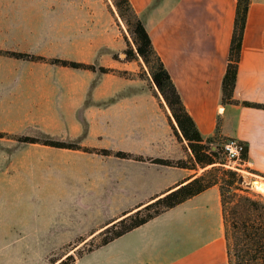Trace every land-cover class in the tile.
<instances>
[{"label":"crops","instance_id":"0c3cea01","mask_svg":"<svg viewBox=\"0 0 264 264\" xmlns=\"http://www.w3.org/2000/svg\"><path fill=\"white\" fill-rule=\"evenodd\" d=\"M55 1L58 0L53 4H57ZM59 1L65 24L100 27L104 38L112 40L117 20H122L115 5L111 9L104 0ZM131 1L201 132L206 137L214 136L220 127L221 136L247 142L249 158L243 165L248 173L264 181V108L224 104L222 100L238 0ZM134 61L140 66V60L129 62ZM76 86L66 89L82 90L83 93L75 95L76 99L91 98L94 103L51 108L54 114L39 111L56 117L50 123L62 122L66 126L68 134L64 138L94 143L99 133H106L112 137L115 148H125L136 155L187 158L184 143L177 139L171 127V110L163 96L159 98L155 94L150 80L134 77L123 82ZM234 97L264 103V0L251 1ZM159 125L164 132L175 136L183 150L181 147L180 151L176 150L179 143L174 141L177 152L158 150L157 156L147 155L150 144L154 143L151 140L156 138L157 144L161 142ZM126 159L128 197L136 192L138 197L151 198L139 199L89 233L103 229L124 211L146 204L177 183L204 171ZM197 218L201 222L193 226ZM114 244L120 251L111 255L109 264H230L219 185L207 188L103 246Z\"/></svg>","mask_w":264,"mask_h":264},{"label":"rangeland","instance_id":"374dc122","mask_svg":"<svg viewBox=\"0 0 264 264\" xmlns=\"http://www.w3.org/2000/svg\"><path fill=\"white\" fill-rule=\"evenodd\" d=\"M53 1L0 0V51L29 52L48 59L61 57L130 72L146 69L149 74L145 64L143 68L135 61L125 60V36L134 42L124 21L118 18L112 40H107L100 27L65 24L61 1H55L57 4ZM104 1L114 8L113 0ZM110 73L113 74L0 52V133L45 136L127 150L115 148L112 137L106 133H99L94 143L64 138L68 134L66 126L62 122L50 123L56 118L54 115L39 113L47 110L54 114L53 108L94 103L91 98L76 99L75 95L83 91L66 89L73 85L129 79ZM159 134L163 135L159 138L161 142L151 140L154 143L147 155L157 156L158 150L177 152L173 146L175 136L164 132L161 125ZM215 141L221 147L227 142L222 138ZM180 147L183 150L180 143L176 150L180 151ZM223 152L221 160L226 161L225 167L246 173L244 186L257 197H264V192L249 186L252 179L259 177L248 173L241 159L230 160ZM127 161L115 155L22 142L0 134V264H60L69 254L76 256V264H109L111 255L120 249L114 244L90 251L102 241L103 235L99 234L102 229L89 232L139 199L151 198L138 197L136 192L128 197ZM214 165L221 164L199 165L198 169L205 171ZM198 222L201 219L197 218L193 226H198ZM80 237L85 239L79 240Z\"/></svg>","mask_w":264,"mask_h":264},{"label":"trees","instance_id":"16d2710c","mask_svg":"<svg viewBox=\"0 0 264 264\" xmlns=\"http://www.w3.org/2000/svg\"><path fill=\"white\" fill-rule=\"evenodd\" d=\"M251 1L238 0L234 30L229 49V61L222 83V100L224 104L242 103L247 106L264 108V103L249 100L240 101L234 97ZM113 3L132 35L134 42L132 44L128 37L125 36L127 42V48L124 51L126 54L125 60H140L141 67L144 68L146 65L149 74L146 72V69L139 72H130L128 70H120L104 65L97 66L96 64L61 57L48 59L43 55L29 52L11 50H1L0 52L18 58L48 60L51 63L66 67L115 72L127 78L140 77L150 80L151 87L153 89L155 87V94L159 98L163 96L171 110V115L169 116L170 124L177 139L184 143L188 151L187 158L146 157L125 150L87 146L74 141L45 136L9 134L5 132L0 134H3V136L11 135V137L22 142L41 143L58 148L82 149L103 155L147 160L157 164L181 168L198 169L199 165L205 167L218 162L221 164L219 167H215L214 165L212 169H206L207 171L205 170L194 178L189 177L170 187L164 193L153 197L148 203L126 210L121 216L108 221L104 228L99 231V234L103 235L102 241L90 251L108 244L166 210L218 184L221 191L229 263L264 264V197H257L248 187L244 186L243 173L225 167L226 161L221 160V154L223 151L224 154H227L228 151L224 146L221 147V145L215 144V140L218 138L225 139L226 141L236 139L221 136L220 127H218L217 133L214 136L206 137L201 132L132 1L113 0ZM127 74H130V76H126ZM241 142L245 145V149L242 151L240 158L242 162H245L249 158V144L244 141ZM262 175L264 176V174ZM83 239L85 238L80 237L79 240ZM69 260H72L71 264H76V256L74 254H69L60 264H68Z\"/></svg>","mask_w":264,"mask_h":264},{"label":"built area","instance_id":"2783aa9c","mask_svg":"<svg viewBox=\"0 0 264 264\" xmlns=\"http://www.w3.org/2000/svg\"><path fill=\"white\" fill-rule=\"evenodd\" d=\"M225 148L228 151L227 155L230 160L241 159V153L245 149V145L239 140H229L225 143Z\"/></svg>","mask_w":264,"mask_h":264},{"label":"bare ground","instance_id":"6f19581e","mask_svg":"<svg viewBox=\"0 0 264 264\" xmlns=\"http://www.w3.org/2000/svg\"><path fill=\"white\" fill-rule=\"evenodd\" d=\"M255 188L261 192H264V181L258 179L255 185Z\"/></svg>","mask_w":264,"mask_h":264},{"label":"water","instance_id":"95a60500","mask_svg":"<svg viewBox=\"0 0 264 264\" xmlns=\"http://www.w3.org/2000/svg\"><path fill=\"white\" fill-rule=\"evenodd\" d=\"M257 181H258V179H253V180L249 183V186L255 187Z\"/></svg>","mask_w":264,"mask_h":264}]
</instances>
